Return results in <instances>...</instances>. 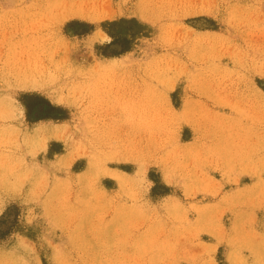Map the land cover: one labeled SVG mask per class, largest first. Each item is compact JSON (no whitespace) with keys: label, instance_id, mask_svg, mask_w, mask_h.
Returning <instances> with one entry per match:
<instances>
[{"label":"rangeland","instance_id":"374dc122","mask_svg":"<svg viewBox=\"0 0 264 264\" xmlns=\"http://www.w3.org/2000/svg\"><path fill=\"white\" fill-rule=\"evenodd\" d=\"M0 264H264V0H0Z\"/></svg>","mask_w":264,"mask_h":264},{"label":"bare ground","instance_id":"6f19581e","mask_svg":"<svg viewBox=\"0 0 264 264\" xmlns=\"http://www.w3.org/2000/svg\"><path fill=\"white\" fill-rule=\"evenodd\" d=\"M13 75L15 78L19 79L22 82L36 85L40 82V78H42L43 71L37 69L36 67H33L31 64L22 63L15 68ZM127 99L128 98L125 97V100Z\"/></svg>","mask_w":264,"mask_h":264}]
</instances>
